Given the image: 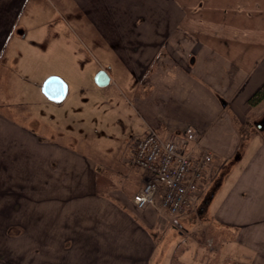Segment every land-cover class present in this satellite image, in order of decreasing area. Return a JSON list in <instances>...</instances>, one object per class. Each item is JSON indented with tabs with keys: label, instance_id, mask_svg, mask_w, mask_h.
<instances>
[{
	"label": "crops",
	"instance_id": "crops-1",
	"mask_svg": "<svg viewBox=\"0 0 264 264\" xmlns=\"http://www.w3.org/2000/svg\"><path fill=\"white\" fill-rule=\"evenodd\" d=\"M27 3L0 0V8H12L0 30L9 42L26 35L21 19ZM118 5L123 6L119 31L109 23L102 31L109 46L119 43L122 67L98 70L108 72L109 84L119 71L123 102L142 122V131L133 130L129 140L142 139L151 127L162 137L196 127L197 140L189 148L197 145L195 153L207 149L217 157L204 188L213 168L216 175L240 144H249L257 131L264 135L252 122L262 109L254 112L258 105L250 102L264 85V0H122ZM18 55L10 54L5 68L16 75L17 93ZM17 97L10 101L7 95L1 103L10 112L0 110V264H250L243 262L250 259L246 252L238 258L230 251L235 241L255 247L252 264L264 258L258 253L264 233L257 240L260 230L246 231L260 222L251 214L264 210V143L240 174L249 176L244 185L237 184L215 207L233 164L221 172L205 200L208 218L188 212L173 220L156 206L135 205L148 173L126 153L93 140L83 145L79 134L87 138L89 132H70L57 120L42 122L20 108ZM23 114L28 125L16 116ZM248 119L253 130L243 142L236 126ZM244 198L254 204L237 205ZM179 227L212 232L220 247L182 234Z\"/></svg>",
	"mask_w": 264,
	"mask_h": 264
},
{
	"label": "rangeland",
	"instance_id": "rangeland-1",
	"mask_svg": "<svg viewBox=\"0 0 264 264\" xmlns=\"http://www.w3.org/2000/svg\"><path fill=\"white\" fill-rule=\"evenodd\" d=\"M120 1L122 0L106 2L103 0H28L21 19L27 26L24 39L13 37V40L11 38L9 42L5 37L6 33L0 31V110L5 109L4 113L10 112L7 105L1 103L6 102L7 95L10 98L17 94L16 102L20 104L19 107L30 112L32 116L38 117L42 122L53 124L57 120L58 127H69L70 132L74 131L78 134L80 130H85L91 137L85 138V134L84 136L79 134L84 139L83 145H89L92 140L100 146L113 145L115 151L126 153L131 160L133 153L130 154L129 147L135 148L136 142L129 140V135L133 130L142 131V122L128 102L125 101L126 104L123 102L121 93L124 88L118 78L119 71L108 86L101 87L94 80L97 70L103 65L122 67L118 54L119 43L109 46L102 31V26L108 23L111 30L119 31L121 18L118 13L123 8L118 5ZM11 9L10 6L0 8V30L4 26L2 21ZM13 52L16 55L19 54V60L15 63L16 70L21 75V81H19L21 87L18 88V93L17 88L14 89L16 75L5 69L11 62L10 54ZM50 75L60 76L68 84L69 92L62 105L52 102L41 91L43 80ZM256 105L258 106L254 112L264 108V102ZM11 106L14 107L13 104ZM132 114L135 116L132 117ZM16 116L28 125L29 121L24 114L23 117ZM236 127L243 142L253 130L250 119L244 120L243 123L239 120ZM114 134L115 137L117 136L116 140L108 136ZM253 137L249 144L244 146L242 143L238 146L235 154L231 155L232 158L222 167V170L220 168L217 171L216 175L213 168L211 175L209 174V178H212L189 210L196 219L207 217L209 203H205V200L209 198L217 181L222 178L221 172H226L233 164V171L227 176L222 190L216 194L215 207L237 184V187L239 185L241 187L249 178V176L241 178L240 174L254 156V149L256 150L264 143V135L259 131ZM78 143L82 141L79 139ZM243 149H245L244 152ZM216 158L215 156L212 166ZM239 203L248 208L254 204L249 198L238 201L237 205ZM258 210L250 217L252 220L260 219V222L246 227V231L260 230L257 240L262 238L261 235L264 233V210ZM169 217L176 219L175 215L169 214ZM178 230L182 234L199 237L211 247H220L218 245L220 242L217 237L212 236V232L191 233L192 231L183 227H179ZM222 235L224 239H228L224 232ZM223 243L224 241L221 245ZM233 245L230 251L234 255L239 258V255L246 252L245 255L250 259L244 258L243 262L250 264L254 262L255 259H251L253 254H256L253 245L243 241H235ZM259 248L261 251L258 253L264 255V247L259 245L258 250ZM260 261L258 264H264L263 257Z\"/></svg>",
	"mask_w": 264,
	"mask_h": 264
},
{
	"label": "built area",
	"instance_id": "built-area-1",
	"mask_svg": "<svg viewBox=\"0 0 264 264\" xmlns=\"http://www.w3.org/2000/svg\"><path fill=\"white\" fill-rule=\"evenodd\" d=\"M197 136L194 127L167 137L151 127L136 142L131 162L148 173L141 191L134 196L137 207L156 206L160 212L175 216L190 210L214 159L207 149L195 153L197 145L189 148Z\"/></svg>",
	"mask_w": 264,
	"mask_h": 264
},
{
	"label": "water",
	"instance_id": "water-1",
	"mask_svg": "<svg viewBox=\"0 0 264 264\" xmlns=\"http://www.w3.org/2000/svg\"><path fill=\"white\" fill-rule=\"evenodd\" d=\"M94 80L99 86H106L110 82V75L106 70L100 69ZM41 91L48 99L60 103L66 97L68 84L60 76L50 75L42 82ZM252 122L257 129L264 132V108L252 118Z\"/></svg>",
	"mask_w": 264,
	"mask_h": 264
},
{
	"label": "trees",
	"instance_id": "trees-1",
	"mask_svg": "<svg viewBox=\"0 0 264 264\" xmlns=\"http://www.w3.org/2000/svg\"><path fill=\"white\" fill-rule=\"evenodd\" d=\"M262 100H264V85L252 95L250 102L252 105H256Z\"/></svg>",
	"mask_w": 264,
	"mask_h": 264
}]
</instances>
